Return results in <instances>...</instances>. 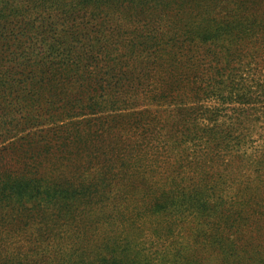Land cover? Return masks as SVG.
I'll use <instances>...</instances> for the list:
<instances>
[{
    "label": "trees",
    "instance_id": "1",
    "mask_svg": "<svg viewBox=\"0 0 264 264\" xmlns=\"http://www.w3.org/2000/svg\"><path fill=\"white\" fill-rule=\"evenodd\" d=\"M192 1L4 0L0 205L102 204L97 264H264V15Z\"/></svg>",
    "mask_w": 264,
    "mask_h": 264
},
{
    "label": "rangeland",
    "instance_id": "2",
    "mask_svg": "<svg viewBox=\"0 0 264 264\" xmlns=\"http://www.w3.org/2000/svg\"><path fill=\"white\" fill-rule=\"evenodd\" d=\"M3 2L4 0H0V8ZM192 2L206 5L210 14L216 18H225L228 10L237 4L251 6V16L264 15V0ZM1 154L2 168H21L19 152H13L9 146ZM73 202L78 201L71 200V206ZM43 203L40 200H26L22 207H17L13 202H9V206L0 205V264H71L78 263L79 258L85 261L94 259V264H97L96 256L100 253L107 254L104 246L113 245L109 239L121 235L122 230L118 224L115 232H108L111 228L106 223L109 213L106 208H102V204L94 203L91 208L84 206L86 210L80 207L68 211L64 208L61 210V206L50 207ZM113 215L116 216L115 213ZM115 216L116 222L118 219ZM127 230L136 232L131 228Z\"/></svg>",
    "mask_w": 264,
    "mask_h": 264
}]
</instances>
